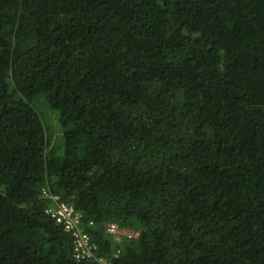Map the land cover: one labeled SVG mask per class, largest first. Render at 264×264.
<instances>
[{"label": "trees", "instance_id": "obj_1", "mask_svg": "<svg viewBox=\"0 0 264 264\" xmlns=\"http://www.w3.org/2000/svg\"><path fill=\"white\" fill-rule=\"evenodd\" d=\"M59 203L112 264H264V0H0V264H99Z\"/></svg>", "mask_w": 264, "mask_h": 264}, {"label": "built area", "instance_id": "obj_2", "mask_svg": "<svg viewBox=\"0 0 264 264\" xmlns=\"http://www.w3.org/2000/svg\"><path fill=\"white\" fill-rule=\"evenodd\" d=\"M44 195L49 198L47 191H43ZM47 214L52 217L58 224L64 227L74 242V256L79 262L86 260H96L99 264H112L109 260L97 257L96 245L92 241L88 232L85 231L82 224V213L69 203H59L56 206H50L46 210ZM107 233L114 237L116 241H120L121 237L134 239L139 236V232H124L116 224H109L106 227Z\"/></svg>", "mask_w": 264, "mask_h": 264}, {"label": "rangeland", "instance_id": "obj_3", "mask_svg": "<svg viewBox=\"0 0 264 264\" xmlns=\"http://www.w3.org/2000/svg\"><path fill=\"white\" fill-rule=\"evenodd\" d=\"M32 105L42 115L46 129L49 135L52 137V145L56 148H62V135L60 133L62 125L59 121V113L47 106V101L44 94H40L35 97L32 101Z\"/></svg>", "mask_w": 264, "mask_h": 264}]
</instances>
